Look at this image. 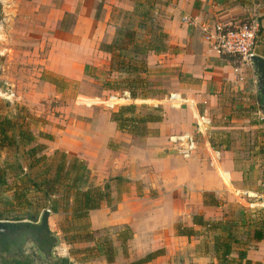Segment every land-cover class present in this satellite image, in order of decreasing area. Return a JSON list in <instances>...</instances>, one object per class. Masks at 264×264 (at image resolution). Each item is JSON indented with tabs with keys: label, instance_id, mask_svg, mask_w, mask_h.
I'll use <instances>...</instances> for the list:
<instances>
[{
	"label": "crops",
	"instance_id": "obj_1",
	"mask_svg": "<svg viewBox=\"0 0 264 264\" xmlns=\"http://www.w3.org/2000/svg\"><path fill=\"white\" fill-rule=\"evenodd\" d=\"M185 2L175 3L173 16L164 21L167 51L147 57V78L164 93L145 101L164 109L163 120L147 123L146 135L136 136L118 129L109 107L124 98L103 86L115 76L105 46L116 37L123 20L119 15L133 11L134 0H0V59L16 63L10 52L19 44L18 59L38 76L19 85V94L32 109L52 107L48 100L58 107L51 109V122L42 128L53 136L51 150L79 158L102 181L114 179L111 204L90 211L92 228L129 227L134 233L128 255L120 251L115 262L103 256L79 262L69 251L71 258H66L74 264H130L158 250L164 254L142 264H219L213 253L201 252L208 235L193 218L221 220L228 202L245 190L244 172L233 151L212 146L209 125L201 132L198 123L221 105L222 90L240 84V67L210 51L200 29L195 28L202 37L182 20L186 14L220 20L218 5L205 9V4ZM259 13L257 22L264 29V4ZM15 33L21 35L18 40ZM260 42L257 54L264 57V32ZM170 94H178L184 103L167 105L164 99ZM190 142L194 149L185 156ZM178 225L198 234H179ZM247 259L264 264V240L248 248Z\"/></svg>",
	"mask_w": 264,
	"mask_h": 264
},
{
	"label": "trees",
	"instance_id": "obj_2",
	"mask_svg": "<svg viewBox=\"0 0 264 264\" xmlns=\"http://www.w3.org/2000/svg\"><path fill=\"white\" fill-rule=\"evenodd\" d=\"M170 1L134 0V10L124 13L115 39L105 46L111 54L110 73L120 74L121 77L104 82L105 88L125 91L126 97L130 99L157 98L164 93L147 78V57L151 52L164 53L168 49V34L156 21V8L159 5H168ZM212 1L224 5L229 0ZM248 2L249 0L240 1L241 5ZM140 31H144V36H139ZM11 109L9 102L0 100V192L6 186L5 191L14 192L12 199L5 200L6 203L10 206L15 204L17 208L28 210L27 215H32L30 209L33 203L30 195L35 192L39 194L37 199L44 201L40 207L44 209L47 202H50V209L54 213L66 214L65 224L60 226L65 241L69 245L77 242L95 243L85 249H75L83 254V261H93L103 256L107 262L113 263L120 250L128 255V241L134 235L131 228L125 227L118 234L121 245L117 248L110 237L97 238L96 235L102 229L94 230L91 225L90 211L100 209L104 202L111 204V183L107 182L104 187L95 185L91 171L77 157H72L69 162L67 154L60 150H56L51 156L47 155V145L38 140L30 126L33 117L29 110L16 107L17 112L12 113ZM138 112L136 104L121 105L117 111L112 112V119L120 131L144 136L147 133V123L160 122L164 117L162 107H148V112L144 115ZM39 137L52 140V136L48 134L41 133ZM211 143L217 148L214 142ZM224 144L225 142L221 143L222 146ZM225 148L228 150L229 145ZM4 151L8 152V157L2 160ZM10 171L17 175L13 188H8L7 175ZM35 171L37 172L34 175ZM10 213L11 211L0 213V218ZM17 217L19 216H15ZM246 218L244 215L231 219L227 216L226 219L207 221L202 215H195L194 223L204 227L209 238L200 245L201 252L213 253L219 264H260L247 259L248 248L245 247L249 244L248 241L264 240V218L247 223L250 231L242 232L248 238L245 240L243 236H239V228L246 224ZM177 230L179 234L189 237L198 234L191 227L181 225L177 226ZM209 234H212L211 237ZM75 253L74 249L71 250L72 255ZM163 254L164 250L151 252L130 264L146 263ZM59 264L73 263L64 257L59 260Z\"/></svg>",
	"mask_w": 264,
	"mask_h": 264
},
{
	"label": "rangeland",
	"instance_id": "obj_3",
	"mask_svg": "<svg viewBox=\"0 0 264 264\" xmlns=\"http://www.w3.org/2000/svg\"><path fill=\"white\" fill-rule=\"evenodd\" d=\"M184 1L187 2V0ZM240 1L241 0H229L226 4L219 5L218 3H215L214 1L211 2L210 0H188V2L195 7L199 5L201 7L205 4V9L213 5H218V7L215 8V13L222 14L223 17L220 19L221 21L232 22L234 24L257 22V18L260 14L259 9L261 8V4H264V0H249L248 4L246 5H241ZM175 3L179 4V0H171L168 5L157 6L156 21L162 26L165 20H167L171 15L173 16V13H171V7L175 6ZM206 15L213 14L206 13ZM213 16L215 17V15ZM0 18H2V15H0ZM119 18H124V14L121 13L119 15ZM193 31L194 34L196 31L197 34L199 33L200 37H202V33L200 31L196 29ZM263 32L264 29L260 27V39L258 38L259 40L257 41L256 53L260 52L259 45L261 43L260 40L262 39ZM20 36L21 35L19 33H15V37H17V40ZM139 36H144V31H140ZM16 45L18 47H14V49L10 52L12 57L15 58L12 61H16V63H12L11 65H9V61L11 59H8L7 63L5 59H0V82L5 83V88L3 90H0V100L4 102H7L8 100L11 101L12 113L17 112L18 109L16 110V107H25L27 110H29L33 117L30 126L39 138L41 133L48 134L44 132L42 128L46 125V123L51 122V120L48 119V116L51 113V109H57L58 107H53L55 106V103L48 100L46 103L49 106L51 105L52 107H36L32 109L28 106V104H26L25 97H22V95L19 94V85H25L26 83L34 82L32 78H37L38 76L37 71L36 74H34L35 71L33 70V68L30 67V69H28L29 67H27V64H24L22 60L18 59L20 45ZM231 63L235 67H240V69L238 70L240 84H237L236 86H228L226 90H222V92H220L219 94L221 105L213 108V110L209 112L208 115H206L210 120L207 131L209 139L212 140L219 149H224L227 145H229V149L234 153L237 165L244 172L243 187L245 188V190L244 192H237L239 194L235 195L236 199L233 202H228L225 213L222 217V219H226L227 216L230 219L235 216L243 217V215L247 217L245 219L246 224H239L241 225V227L239 228V236L241 237L244 235L242 232L246 233L247 231H250L247 223H249L250 221H254V219L255 221H257L259 218H264V105L263 101L258 98V91L256 86L257 78L254 75L253 67L244 66L233 61H231ZM5 64H7L6 69L4 67ZM114 74L115 76L113 79L121 77L120 74ZM162 79L166 80L167 82V76H164ZM154 82L162 83V80H156ZM9 87H11V90L8 89ZM125 93V91H117V95L119 96V98H124V100L118 102L119 105H117L116 107H109V110H111V112L117 111L121 105L136 104L139 111L138 113L144 115L148 112V107L154 106L151 103L146 102L145 100L147 99L127 98ZM54 112L57 114L60 113L57 110H55ZM8 113L9 112H7V114ZM62 113L64 117H66L68 115V110H64ZM43 139L45 138L41 137L42 141ZM45 142L47 143L46 154L49 156L53 155L55 151H52L51 148L54 147V145L51 143L49 144V139H45ZM222 142H225L223 146L221 145ZM67 156L68 161L70 162L72 160V157L70 155ZM7 157L8 152H2V160H5ZM22 163L23 165H25L24 160H22ZM56 163H58V159H56ZM36 172L37 171L34 172V175L36 174ZM91 173L92 181L97 186L99 185L101 187H104L107 182H110L112 184V180H114L111 179V181H102L93 172ZM7 179L9 183L8 188H13L14 183L17 181L16 173L10 171L7 175ZM229 188L232 193L236 191L232 186H230ZM5 189H7V186L5 188H2L3 191L0 192V213L5 214L7 211H11V213L9 215H4L2 218H0V220H7L11 218L10 221H18L19 218H25L26 220L39 222L43 211L46 209H50V202H47L46 208L43 209L42 207H40L42 206V204H44V201H42L41 199H37V197H39V194L34 192L30 195L31 201L33 203V207H31L30 209V214L32 215H27L28 210L17 208L18 206L15 207V204L14 206H10L6 203L5 200L12 199L14 192L13 190L7 192L5 191ZM15 216L19 217L15 218ZM65 220L66 214L62 212L54 213L52 211L50 217V229L59 238V244L54 250V256L71 258L69 251L71 252V250L74 249V251L76 252L75 255L77 261L86 262L82 260V258L84 257L83 254L78 253L75 249H85L86 247L94 246L95 243L77 242L73 245H69L65 241L64 235L60 229V226L62 224H65ZM123 229L124 228L120 227L105 228L102 229V231L96 236L100 239H102L103 237H110L113 240L114 245L117 248H120L121 243L118 240V234ZM209 235L211 237L212 234ZM243 239L248 240V238H246L245 236H243ZM116 242L118 245H116ZM254 242L255 241L253 240L248 241L249 244L245 248H250ZM77 261H73L72 263L74 264ZM0 263L4 264V261L0 260ZM39 264L47 263L44 262V260H40Z\"/></svg>",
	"mask_w": 264,
	"mask_h": 264
},
{
	"label": "built area",
	"instance_id": "obj_4",
	"mask_svg": "<svg viewBox=\"0 0 264 264\" xmlns=\"http://www.w3.org/2000/svg\"><path fill=\"white\" fill-rule=\"evenodd\" d=\"M182 20L187 26L200 29L210 51L221 57L231 58L234 62L244 66H252L251 57L257 54L256 48L260 32L259 23L234 24L210 17L200 20L198 17L188 14L184 15ZM164 101L172 107H179L184 103L178 94H170ZM209 123L210 120L208 118L200 116L199 131H207ZM180 139L184 140V138ZM187 147L183 153L185 156H189L194 149L193 142H190Z\"/></svg>",
	"mask_w": 264,
	"mask_h": 264
},
{
	"label": "water",
	"instance_id": "obj_5",
	"mask_svg": "<svg viewBox=\"0 0 264 264\" xmlns=\"http://www.w3.org/2000/svg\"><path fill=\"white\" fill-rule=\"evenodd\" d=\"M251 63L254 71V75L257 78L256 86L257 91L264 93V57L255 54L251 57ZM5 88V83L0 82V90ZM11 90V87L8 88ZM11 104V101H7ZM52 211L46 209L43 211L39 222L35 221H22L16 220L14 222L10 220H0V235L8 233V237L12 238L15 243L11 244V248L17 249L21 247V244L26 241L28 237L33 235L48 234L53 235L56 238V242L59 244V238L50 229V217ZM23 249V246L21 247ZM61 258L64 257H53L51 264H55Z\"/></svg>",
	"mask_w": 264,
	"mask_h": 264
},
{
	"label": "flooded vegetation",
	"instance_id": "obj_6",
	"mask_svg": "<svg viewBox=\"0 0 264 264\" xmlns=\"http://www.w3.org/2000/svg\"><path fill=\"white\" fill-rule=\"evenodd\" d=\"M258 98L263 101L264 105V93L260 90L258 91ZM19 220L33 221L26 220L25 218ZM8 235V233L0 235V260L4 261L5 264H39L40 260H44L47 264H51V260L55 257L54 250L58 243L53 235L40 234L28 237L26 241L21 244L23 249L20 247L16 250L11 248V244L15 243V241L9 238ZM55 264H59V261Z\"/></svg>",
	"mask_w": 264,
	"mask_h": 264
}]
</instances>
